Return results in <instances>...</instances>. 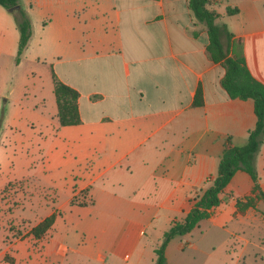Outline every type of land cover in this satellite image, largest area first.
<instances>
[{
  "label": "crops",
  "instance_id": "1",
  "mask_svg": "<svg viewBox=\"0 0 264 264\" xmlns=\"http://www.w3.org/2000/svg\"><path fill=\"white\" fill-rule=\"evenodd\" d=\"M19 3L31 35L18 61L16 21L0 4V97L12 70L20 86L32 79L33 95L19 96L15 110L29 114L39 135L0 176V191L19 182L15 203L0 200L9 264H154L163 231L217 173L227 137L246 142L256 122L253 99L223 88L224 66L210 58L206 25L189 0ZM208 6L264 82V0ZM228 6L238 10L227 13ZM53 74L78 90L80 122H58ZM198 87L203 102L194 105ZM255 165L264 193V138ZM252 187L249 173L237 169L211 214L168 241L167 263L264 264V237L251 232L264 219L252 205L243 212L235 205ZM51 213V226L33 235Z\"/></svg>",
  "mask_w": 264,
  "mask_h": 264
},
{
  "label": "trees",
  "instance_id": "2",
  "mask_svg": "<svg viewBox=\"0 0 264 264\" xmlns=\"http://www.w3.org/2000/svg\"><path fill=\"white\" fill-rule=\"evenodd\" d=\"M209 0H189L192 14L206 25L208 43L207 50L213 61H220L224 66L221 84L230 97L252 98L256 122L248 132L246 142L242 145L231 144L230 137L220 155L217 173L212 178H207V186L193 202L190 210L181 218L173 219L167 229L163 231L160 243L154 247V264H168L165 255V246L175 235L190 231L200 219L211 214L212 209L221 201V192L237 169L249 173L253 180V195L237 198L235 201L237 211L243 212L248 206L253 205L254 197L264 193L260 185V176L255 165V156L259 145L264 138V82L255 77L248 68L245 56L235 50V45L240 40L231 41L232 32L223 22H219V12L208 6ZM0 4L9 9L15 18L19 31L16 61L19 60L29 37L31 35V20L19 0H0ZM238 10L236 6L227 7V13ZM223 37H226L225 43ZM232 53L229 54V51ZM53 91L57 104V118L61 125L80 122L78 109L79 92L73 86L59 79L53 74ZM203 102L201 88L198 87L193 104ZM55 213H51L31 227L30 231L36 237L42 235L52 224Z\"/></svg>",
  "mask_w": 264,
  "mask_h": 264
},
{
  "label": "rangeland",
  "instance_id": "3",
  "mask_svg": "<svg viewBox=\"0 0 264 264\" xmlns=\"http://www.w3.org/2000/svg\"><path fill=\"white\" fill-rule=\"evenodd\" d=\"M13 78L8 76L3 81V89L5 92L0 97V176L5 175L10 169L14 168L19 162L18 160L27 152L30 154L32 149L37 146L38 133L34 132L31 123L28 121L30 116L27 112H17V98L19 96L33 95L34 81L29 75V82L26 86H20V81H16L17 77L12 70ZM29 89V92H28ZM32 93V94H29ZM10 96L8 100L5 98ZM19 185V182L6 184L0 191L1 201L6 200L8 203H15V197L19 189H13ZM256 213L264 219V198L262 196L254 197L252 205ZM15 226V225H13ZM257 235L262 234L264 237V225L258 226L256 230L251 231ZM13 256L9 253L6 243L0 244V264H9Z\"/></svg>",
  "mask_w": 264,
  "mask_h": 264
}]
</instances>
